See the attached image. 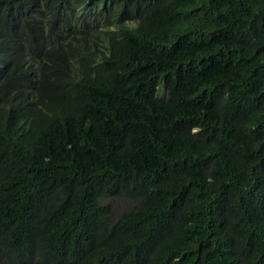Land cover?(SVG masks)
Masks as SVG:
<instances>
[{"label":"trees","instance_id":"trees-1","mask_svg":"<svg viewBox=\"0 0 264 264\" xmlns=\"http://www.w3.org/2000/svg\"><path fill=\"white\" fill-rule=\"evenodd\" d=\"M0 264H264V0H0Z\"/></svg>","mask_w":264,"mask_h":264},{"label":"rangeland","instance_id":"rangeland-1","mask_svg":"<svg viewBox=\"0 0 264 264\" xmlns=\"http://www.w3.org/2000/svg\"><path fill=\"white\" fill-rule=\"evenodd\" d=\"M117 208L125 207L126 205L124 204L123 201H120L116 204Z\"/></svg>","mask_w":264,"mask_h":264}]
</instances>
